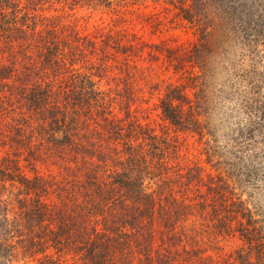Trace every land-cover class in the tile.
Masks as SVG:
<instances>
[{
	"label": "trees",
	"instance_id": "1",
	"mask_svg": "<svg viewBox=\"0 0 264 264\" xmlns=\"http://www.w3.org/2000/svg\"><path fill=\"white\" fill-rule=\"evenodd\" d=\"M142 1L0 0V264H264V0H151L194 36L149 45L157 128L139 38L81 14Z\"/></svg>",
	"mask_w": 264,
	"mask_h": 264
},
{
	"label": "rangeland",
	"instance_id": "2",
	"mask_svg": "<svg viewBox=\"0 0 264 264\" xmlns=\"http://www.w3.org/2000/svg\"><path fill=\"white\" fill-rule=\"evenodd\" d=\"M132 7L135 8H130V11L125 12L111 11V9H101L100 11L83 10L81 11V14L88 15V13H90L92 16L90 23L93 22L99 24L102 22L100 19H103L105 21L104 25H117L119 30H125V32L134 34L139 38L135 41V43L139 46H144V50L142 49L143 52H140V57L136 61V77L139 80V84L143 88V93L141 92L143 99L137 104L140 108H142V114L139 112L138 115H142L146 123L148 122L157 128L161 126L163 122L159 119V112L155 107L157 105L158 95L150 90V86L154 87L157 85L158 89L160 87L162 89L170 79L176 80V78L175 75H173L172 66L162 58L154 57V52H152L154 49L149 47V45H164L170 48L175 47L180 50H184L190 46L191 42L194 41V36L186 26L183 27L180 24L181 22H179L176 17L177 10H175L171 5L164 3L157 4L148 0L142 1L138 3V6L135 5ZM219 117L221 121H219ZM219 117L214 115L212 123L214 125L215 137H217L218 140L216 138L215 139L220 147H222L225 145L227 140L230 139L232 134H228V132L234 130L235 124L232 125L227 121L222 122L223 117ZM243 122L240 123L243 124ZM180 136V141L183 142L186 140V143L188 144L186 151L187 158L184 157L185 165L187 163H197L206 168L203 157L199 155V146L196 143H193L194 138H190L187 135ZM50 167L51 169H54V172H50L47 169L42 168V173L44 175H48L49 173L58 172L57 167L53 165H50ZM219 243L220 242H218V245ZM223 246L225 248H219L215 253L218 254L217 256H219L220 262L221 258L226 256L225 253H228L227 251L234 248L233 243L226 244V242H224Z\"/></svg>",
	"mask_w": 264,
	"mask_h": 264
}]
</instances>
